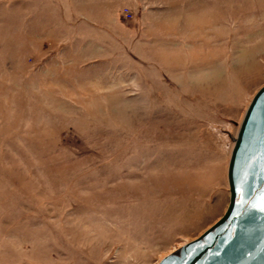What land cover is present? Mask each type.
<instances>
[{"label":"rangeland","instance_id":"rangeland-1","mask_svg":"<svg viewBox=\"0 0 264 264\" xmlns=\"http://www.w3.org/2000/svg\"><path fill=\"white\" fill-rule=\"evenodd\" d=\"M263 85L264 0H0V264L199 237Z\"/></svg>","mask_w":264,"mask_h":264},{"label":"water","instance_id":"water-1","mask_svg":"<svg viewBox=\"0 0 264 264\" xmlns=\"http://www.w3.org/2000/svg\"><path fill=\"white\" fill-rule=\"evenodd\" d=\"M229 138L224 213L157 264H264V85Z\"/></svg>","mask_w":264,"mask_h":264},{"label":"bare ground","instance_id":"bare-ground-1","mask_svg":"<svg viewBox=\"0 0 264 264\" xmlns=\"http://www.w3.org/2000/svg\"><path fill=\"white\" fill-rule=\"evenodd\" d=\"M236 132H237V131H236ZM231 150H232V145H231V148H230L229 156H230ZM228 160H229V157H228ZM227 164H228V163H227ZM228 198H229V196H228ZM227 204H228V201H227ZM226 207H227V206H226ZM225 209H226V208H225ZM224 211H225V210H224ZM224 211H223V213H224ZM223 213H222V214H223ZM222 214H221V216H222ZM221 216H220V217H221ZM220 217H219V218H220Z\"/></svg>","mask_w":264,"mask_h":264},{"label":"built area","instance_id":"built-area-1","mask_svg":"<svg viewBox=\"0 0 264 264\" xmlns=\"http://www.w3.org/2000/svg\"><path fill=\"white\" fill-rule=\"evenodd\" d=\"M126 16L128 15V13L126 12V14H125Z\"/></svg>","mask_w":264,"mask_h":264}]
</instances>
